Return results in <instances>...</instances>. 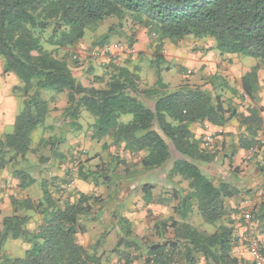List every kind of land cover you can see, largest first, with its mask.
<instances>
[{
  "label": "trees",
  "instance_id": "trees-1",
  "mask_svg": "<svg viewBox=\"0 0 264 264\" xmlns=\"http://www.w3.org/2000/svg\"><path fill=\"white\" fill-rule=\"evenodd\" d=\"M110 17H131L137 25L157 35L161 42L156 48L158 64L164 61L159 54L164 40L177 42L189 37L213 40L214 49L221 55L253 57L264 62V0H0V59L4 73L19 79L20 86L14 91L21 92L24 98L13 133L0 141V171L13 167L22 192L35 183L28 171L17 166L34 153L33 134L45 125L52 111L44 92L66 93L65 119L78 122L83 111H88L93 117L95 140L110 139L132 155H141L144 170L172 163L169 179L180 177V181L187 182L185 191L178 194L175 190L164 203L171 207L172 201H179L173 208L177 217L155 224L156 242L144 246L145 238L134 235L132 223L123 216L118 219L124 236L112 254L119 255L121 263L144 259L145 264H198L201 260L205 264H239L234 250L246 246V242L236 232L234 215L241 212L229 206L238 191L230 183L214 180L203 172L202 165L214 163L219 151L213 152L212 144L202 147L191 126L208 123L226 127L237 119L245 131L239 137V146L246 151L254 146L264 134L262 108L258 107V66L241 79L243 99L248 97L255 103L248 115L216 93L222 83L216 76L209 81L212 90L185 81L178 89L168 91L162 80L156 89L140 90L136 72L113 65L109 66L111 76L105 87H87L74 76L67 54L60 57L58 53L76 48L89 27H97ZM110 33L101 38L102 44L110 41ZM73 59L78 62V57ZM126 116L132 118L125 122ZM40 142L43 146L55 145L47 139ZM63 142L57 140L56 144ZM170 145L181 156L178 160L173 161ZM52 153L54 159L64 161L57 146ZM79 176L88 181V169L81 167ZM92 181L99 185V178ZM67 182L60 183L57 177L44 180L39 201L11 198L12 215L0 223V253L9 240H21L28 248L21 258L4 255L2 264L103 263L98 245L85 247L78 236L86 232L83 221H88L94 208L102 211L104 200L83 193L74 200L70 194L56 197L54 192H67ZM152 189L143 186L147 204L153 199ZM194 211L216 230L209 233L189 223ZM253 221L264 234V206ZM32 224L36 227L31 229Z\"/></svg>",
  "mask_w": 264,
  "mask_h": 264
},
{
  "label": "rangeland",
  "instance_id": "rangeland-1",
  "mask_svg": "<svg viewBox=\"0 0 264 264\" xmlns=\"http://www.w3.org/2000/svg\"><path fill=\"white\" fill-rule=\"evenodd\" d=\"M109 32H111L110 41L104 45L101 43V38ZM141 32L145 36L141 42L143 49L142 51L134 52L133 45H136L138 42L137 37ZM160 44L161 42L158 40L157 35L152 33L148 28L137 25L131 17H125L122 20L110 17L98 24L97 27H89L86 30L84 40L76 48L71 51L62 50L58 55L62 57L67 54L74 76L83 85L94 88L105 87L111 76L109 66L113 68V65L116 67H126L136 72L140 77V90L158 88L159 80H162L168 91L178 89L185 81L191 85H204L207 89L212 90V85L209 81L216 76L222 82L218 85L216 93L222 94L225 99L231 101L230 105L233 104V107L236 105L240 111L243 104H246L247 101L246 98L243 99V93L240 90L239 76L241 73L239 72H241L243 67L250 66L251 68L258 66L259 70L264 71V62L262 60L253 57L236 55L229 57L221 55L214 49L215 43L213 40L197 39L194 37L177 42L166 39L161 46L162 51L160 50L159 53L163 58L171 56L170 53H172V56L182 58L187 67H184L181 63H173L169 66L164 63L158 64L156 63V48ZM106 47H111L108 53H105ZM47 48L49 50L53 49L49 46ZM93 51L99 53L98 58H92L91 54ZM75 56H78V59H76L78 60L77 63L72 62ZM247 62L251 64L248 65ZM167 68L170 70H167ZM115 71L117 72V69ZM97 78L102 81H96ZM13 96L18 102L17 115H19L24 108L23 94L14 91ZM43 96L49 101L52 109L45 125L48 126L50 123H55L56 126L52 125L54 127L46 133L42 131L45 125L39 127L34 132L32 147L34 153L29 154L27 162L17 166L18 169L28 171L35 179V183L29 189L22 192L18 181L11 180L10 183L3 181L4 179L0 181V223L4 217L12 215L11 198L30 197L35 201H39L43 196L41 184L44 180H51L57 177L61 183L64 180L68 181L67 177L70 176L73 183H75L76 180H80V168H87L90 176L89 180L85 182L92 191L86 195L100 197L104 200V203L101 212H99V208H94L88 221H83L86 232L87 230L89 231L88 234H85V232L79 235L78 241L88 248L97 244L99 254L103 253V263L121 262L119 255H117L119 256L118 259L114 256V259L112 258L114 248L119 239L124 236L123 231L120 230L118 225V219L125 215L124 213L126 212L132 214L137 209H143L148 206L146 201L145 204L142 203L145 197L144 193H142L143 186H152L153 196L156 201H168L169 198L173 197L175 190H177L178 194L182 190L185 191L187 182H182L179 178L168 181L172 163L163 168L144 170L140 164L141 155H132L123 145L117 146L110 139L95 140L91 129L93 117L86 110L83 111L79 119V122L83 124L82 132L76 130L69 134L67 132V125L72 124L73 121L69 119V123L68 119H63V111L68 103L67 94L46 91ZM63 105L66 107H61ZM131 118V116H126L124 117V121L128 122ZM42 134L46 136L47 140L55 142V145L52 147L49 145L43 146L40 142V140H44ZM57 140L65 141L64 144H56ZM56 146L58 147V151H66L64 154L65 159L61 165H52V160H54V153L52 152ZM170 147L173 161L178 160L181 156L172 145ZM216 150L217 148L212 151L215 152ZM74 158H78L77 163H74ZM67 163H69V166H67ZM202 166L206 170L209 165L204 164ZM234 168V166L230 167L229 165L222 164L214 168L215 170L213 169V171L220 176L219 179L221 177L227 179L230 177L228 174ZM9 169H11L10 172L15 171L13 167ZM59 173H61V176L58 175ZM95 178H99L98 186L93 185L92 179L95 180ZM175 183L177 184L176 187L173 186ZM66 191L64 193L59 190L58 193L54 192V195L59 197L62 194H70L73 196L72 200H74L76 197L78 198L77 194L80 193L76 191L74 184H72L70 190ZM139 198L140 200H138ZM255 199L257 201L251 207L253 208V219L255 213L259 212L262 206H264V199ZM178 203L177 199L172 201L170 210L173 211V208ZM240 212L237 216L234 215L237 220V234L243 228L241 225L246 227L244 222L246 214L241 216L244 210ZM99 214L100 217L98 216ZM189 223L209 233H213L216 230L214 225L206 224L197 211H194L190 215ZM35 227V224H32L31 229ZM133 230L134 235L147 240L143 241L144 246L157 241L153 236L154 231L137 230L135 228ZM96 231L99 232L95 233ZM242 247L245 248V246ZM27 248L28 245L24 244L21 240H9L0 253V264L4 262V255L11 256L12 258H21L25 255Z\"/></svg>",
  "mask_w": 264,
  "mask_h": 264
},
{
  "label": "crops",
  "instance_id": "crops-1",
  "mask_svg": "<svg viewBox=\"0 0 264 264\" xmlns=\"http://www.w3.org/2000/svg\"><path fill=\"white\" fill-rule=\"evenodd\" d=\"M143 33L141 32L140 35L137 37V43L136 45H133V51H142L143 45L141 42L143 41ZM145 44V43H144ZM146 45V44H145ZM171 56H165L163 59V63L169 66L170 64H180L185 66V63L182 58L178 56H172L173 54L170 53ZM176 55V54H174ZM229 57H233L232 55H226ZM237 56V55H236ZM141 60V59H140ZM250 65L251 63H248ZM256 65V64H255ZM138 69V68H137ZM167 70H170L167 68ZM243 70V71H242ZM241 70V75L239 76L240 80V86H241V79L244 75L251 72L252 68L250 67H243ZM258 80L259 84L261 86V90L259 93V99H258V107L262 108L261 111V117L263 118V124L261 127V130L264 132V71L259 70L258 71ZM20 86L19 79L14 74H5L4 73V64L3 61L0 59V141L4 138L5 135L11 134L14 131V126L17 118V99L13 96V92L16 87ZM241 93L242 87H241ZM235 100V99H234ZM247 103L243 104V107L241 108V111L238 110L240 113H245L248 115V109L255 105L253 101H251L250 98H246ZM61 107H66L65 105ZM235 108L238 109V107L235 105ZM63 119H65L63 117ZM62 119V120H63ZM69 122V119H68ZM70 123V122H69ZM92 123V121H91ZM206 124H193L191 126L192 132L195 135L196 139L201 141L202 147H206L209 144V147L212 144L211 150H214L217 148V157L215 158V162L212 164H208L207 169L202 166L203 172L211 177L214 180L217 181H223L226 183H230L233 187H235L238 191V195L229 201V206L235 210L236 212H240L241 210H244V212L241 214L244 215L249 211H252L253 208H251L257 201V190L261 189L264 186V152L262 151L256 157H254L251 161H245L244 154H246V150L241 149L239 146V137L241 134H243L244 128L240 125L239 121L237 119H234L231 121L226 127H216L213 125H210L209 129L206 130ZM55 125L50 123L48 126L43 127V132H47L48 130H51ZM66 125V124H65ZM209 125V124H208ZM56 126V125H55ZM63 127V126H62ZM68 129L67 132L70 134L73 131L78 130L79 132L83 130V124L81 122H72V124L67 125ZM13 128V129H12ZM11 130V131H10ZM212 133V138L210 140H207V135ZM216 133V134H215ZM214 134V135H213ZM43 139H46L44 134H42ZM49 141V140H48ZM65 141V140H64ZM64 144V142H63ZM216 145V146H215ZM58 148V147H57ZM221 151V152H220ZM63 153V154H62ZM66 153L65 150H59V154ZM243 159V160H242ZM56 164H55V163ZM63 162L59 159L52 160V165H61ZM229 165L230 167L234 166L235 168L231 173L228 175L229 178H224L217 175L213 171L214 168L219 167V165ZM239 167V168H238ZM239 169V170H238ZM11 169L0 171V181H7V183H10L11 180L18 181L14 175L13 172H10ZM215 170V169H214ZM61 176V173L58 174ZM181 180L180 177H177ZM170 181V179H168ZM19 182V181H18ZM87 183L83 180H76L74 185L76 191L84 194L91 193V188H89ZM173 186H177V184H173ZM143 193V190H142ZM143 195V194H142ZM259 199V198H258ZM261 199V198H260ZM140 200V198L138 199ZM145 197L142 200V203L145 204ZM167 201H156L154 199L151 200L150 204H148L147 207L143 209H137L132 214H128L127 212L124 213L123 217H126L131 223L132 228L139 229V230H149L153 231L155 224L161 220V221H167L172 217H177L174 212L170 210L171 207H167L164 203ZM147 203V202H146ZM244 217V216H243ZM240 234H243L246 230L245 226L241 225ZM260 228V227H259ZM244 230V231H243ZM88 231L85 234H88ZM99 231H96L95 233H98ZM154 233V232H153ZM139 234V233H138ZM140 235V234H139ZM116 255V256H115ZM234 255L239 258V260L251 264L252 263V257L248 251V249L242 246L236 247L234 250ZM119 256L117 254H112V258ZM111 258V259H112ZM114 259V258H113ZM114 262L115 264H123L121 262ZM111 263V264H114ZM106 264V263H103ZM125 264V263H124ZM131 264H145V260L138 259L134 261ZM198 264H205L204 260H201Z\"/></svg>",
  "mask_w": 264,
  "mask_h": 264
},
{
  "label": "built area",
  "instance_id": "built-area-1",
  "mask_svg": "<svg viewBox=\"0 0 264 264\" xmlns=\"http://www.w3.org/2000/svg\"><path fill=\"white\" fill-rule=\"evenodd\" d=\"M111 47L105 48V53H108L110 51ZM93 59H96L99 57V53L97 51H93L91 54ZM78 56H75L77 58ZM210 127V124H206L205 129L208 130ZM214 135V134H213ZM212 138V133L207 135L206 139L210 140ZM264 151V134H261L258 138L257 143L252 146L249 150H247L245 158L248 161H251L254 159V157ZM78 158H74V163H77ZM67 166H69V163H67ZM68 182L65 185V189L70 190L72 187L73 180L69 176ZM257 197L264 199V186L258 190ZM245 225L246 230L243 234L238 233V236L243 240V242L246 244L245 247L248 249L251 257H252V263L251 264H264V234L260 233L258 225L253 221V215L252 211H249L245 215ZM239 264H247L240 260Z\"/></svg>",
  "mask_w": 264,
  "mask_h": 264
}]
</instances>
